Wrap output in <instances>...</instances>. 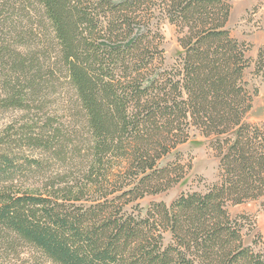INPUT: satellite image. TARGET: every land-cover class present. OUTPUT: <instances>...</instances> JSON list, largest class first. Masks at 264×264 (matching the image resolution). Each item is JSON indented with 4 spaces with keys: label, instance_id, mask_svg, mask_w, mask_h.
<instances>
[{
    "label": "trees",
    "instance_id": "obj_1",
    "mask_svg": "<svg viewBox=\"0 0 264 264\" xmlns=\"http://www.w3.org/2000/svg\"><path fill=\"white\" fill-rule=\"evenodd\" d=\"M231 1L0 0V108L43 103L66 84L80 115L71 133L35 122L14 142L66 160L81 133L78 165L89 162L22 192L24 171L41 161L0 150V264L19 260L22 246L53 264H264L243 233L246 215L227 209L264 195V138L244 122L249 57L227 28ZM155 7L180 28L183 54L169 70L150 28L137 33ZM192 127L226 149V180L129 212L185 178L191 166L176 151Z\"/></svg>",
    "mask_w": 264,
    "mask_h": 264
},
{
    "label": "rangeland",
    "instance_id": "obj_2",
    "mask_svg": "<svg viewBox=\"0 0 264 264\" xmlns=\"http://www.w3.org/2000/svg\"><path fill=\"white\" fill-rule=\"evenodd\" d=\"M155 8L149 23L139 27L137 33L145 32L146 25L150 28L151 35L155 37L158 47L164 52L163 70H169L180 61L183 54V48L179 42L180 28L170 23L161 8ZM227 28L235 38L246 45L248 50L249 66L245 70L244 81L252 97V107L246 113L244 122L257 129L260 138L263 139L264 66L258 63V58L264 50V0H232ZM74 104V91L67 88L66 84H59L46 96L43 103L37 101L30 107L22 109L0 108V150L7 149L9 146L17 152V157L22 162L25 159L36 158L42 163L40 169L35 167L31 171L28 169L24 171L19 181V184H22V192H37L41 190L43 184L55 181L57 176L71 178L79 170L87 168L89 162H82V166L78 165L80 158L86 154L85 149L81 148L79 153L80 151L75 147L76 144H80L78 136L82 135L81 133H75L72 137L73 141L71 148L68 147L66 160H60L59 156L50 154L44 148L30 146L25 137L21 142H14L18 135L26 133V128L28 129V126L35 122L38 126L43 125L45 128L51 125L60 126L65 133H71L75 118L79 115L73 109ZM46 123L49 125H45ZM215 143V138L206 137L192 127L189 139L180 144L176 151L180 154L179 160L186 166H191L185 178L167 192L148 195L143 199L130 202L126 209L129 212L145 214L154 201H163L171 206L184 193H207L214 186L223 184L227 177L226 165L223 161L226 149L222 151ZM173 160H176V153L163 160L162 164ZM227 209L233 218L246 215L239 220L243 224V233L249 244H253L254 250L264 256V195L242 204L228 203ZM259 235L261 238H258ZM169 240L167 235L166 242ZM21 251L19 260L11 259L5 264H53L45 261L30 247L22 246Z\"/></svg>",
    "mask_w": 264,
    "mask_h": 264
}]
</instances>
